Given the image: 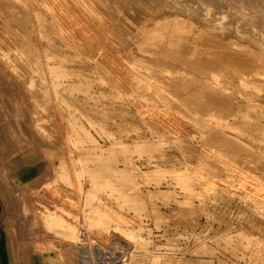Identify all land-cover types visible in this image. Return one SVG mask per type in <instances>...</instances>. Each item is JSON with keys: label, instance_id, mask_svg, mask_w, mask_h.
<instances>
[{"label": "rangeland", "instance_id": "rangeland-1", "mask_svg": "<svg viewBox=\"0 0 264 264\" xmlns=\"http://www.w3.org/2000/svg\"><path fill=\"white\" fill-rule=\"evenodd\" d=\"M165 1L7 0L0 264H264V74L239 83L166 58L140 31L203 14ZM242 1L206 14L207 32L260 52L264 13ZM197 81L251 99L245 116L199 112L177 88Z\"/></svg>", "mask_w": 264, "mask_h": 264}, {"label": "bare ground", "instance_id": "bare-ground-1", "mask_svg": "<svg viewBox=\"0 0 264 264\" xmlns=\"http://www.w3.org/2000/svg\"><path fill=\"white\" fill-rule=\"evenodd\" d=\"M225 1L226 0H166L164 3H169V7L171 10H173V11L180 10L184 13L185 12L190 13V14H192V16L194 14L196 16H198V14L200 16L203 14V16L200 17V18H202V20H197L196 23H194L195 21L193 23L192 22L187 23V21L182 19L183 18L182 16H181V18H178L179 15L178 16L175 15L176 17L174 19H172L173 18L172 17L171 21H165V24L163 23V25H165V27L163 29H161L160 32L157 31L158 30L157 28H159V26L157 28L154 27L156 29V31L159 33V35H158V33L156 32L158 36L156 34H154L155 35V37H154L153 31H155V30H152V31L148 30L149 25L148 26L146 25L148 28L140 31V35H142L141 36L142 39H143V37L151 38V42L153 44L158 45L161 49V52L164 55L168 56V57L165 56L166 58H170L171 60L180 62L182 65L188 66L189 69L194 74L195 73L200 74L199 69L208 67V69H204V72H208L209 70H215V71L216 70H222V72L226 73L224 78H226V79H237L239 81V83H244V82L248 81L249 79L254 80V79L259 78V80H260V77L264 74V22L263 23L258 22L256 24L254 23L255 25H254V29H253V33H255L256 35L255 34L254 35L257 37L256 43L259 45L260 49L259 48L258 49L260 50V52L254 51V50H249L247 48V46L240 40L222 39L218 34H215L214 32H207L208 29H210L209 25H210L211 19L206 14H208V15L213 14L215 16H217V15L221 16V14H222L221 9H223L226 6ZM254 1H255V4L257 5L256 6L258 8L257 10L264 13V0H254ZM254 1L252 0V2H254ZM63 2H65V1H63ZM230 2L232 4L233 3L236 4L239 2V5H240V3H242V7H243V1L242 0H230ZM246 2H247V0L246 1L244 0V3H246ZM57 3L59 4L60 2H57ZM71 3H72V1H71ZM202 3H204V4L202 5ZM214 4L218 8V11L217 10L213 11V9L211 8L214 6ZM250 4L252 5L251 1L249 2V5ZM244 6H245V4H244ZM242 7H241V9H242ZM217 8H214V9H217ZM229 8H231V7H229ZM239 8H240V6L238 7V9ZM245 8H247V6H245ZM233 9H235V8H233ZM238 9L236 8L237 14H238V12H237ZM8 10H10L11 15H14L15 8L12 7L7 2V0H0V14H7L6 12H8ZM224 10H226V9H224ZM244 10L249 11L248 9H244ZM226 11H228V10H226ZM226 11H225V14L227 15ZM246 11L241 10L240 13L242 12V14H240V15H243V12L246 13ZM229 12L230 11H228V13ZM232 12H234V11L232 10ZM124 15H125V13H124ZM204 15H206V16H204ZM243 16H242V18L246 17V16H244V17ZM247 16H249V15H247ZM249 18H251V17H249ZM222 19H223V16H222ZM129 20H130V18H129ZM189 21H190V19H189ZM219 21H222V20L219 19ZM241 21H243V19ZM250 21H251V19H250ZM156 22L158 23V21H156ZM156 22H154V24ZM159 22L161 23V20ZM248 23L251 24V22H247L246 24H248ZM227 24H228V22H227ZM241 24H242V22H241ZM248 27H249V25H248ZM251 28L249 31H252ZM137 29H138V27H137ZM137 34H138V32H137ZM145 38H144V40H145ZM142 39H141V41L143 42L144 40H142ZM141 41H140V43H141ZM157 50H158V48H157ZM207 55H211V56H207ZM151 56H152V54H151ZM159 57H161V56H159ZM136 72H138V71H136ZM195 75H197V74H195ZM204 76H206V75H204ZM169 77H171V76L169 75ZM179 78L180 77L177 76V74H176V77H172L171 79H179ZM262 79H263V77H262ZM214 83L218 87H215L212 85H210V86H212V87H210L207 84H204L200 81L198 83H195L193 85V87L180 85L177 88L179 90V93H181L182 96L185 99L187 98L191 103H193L192 100H194L197 96H199L201 98L200 100H198L197 104L194 103L197 106V110L199 112H210L211 111V112H215V113H220L222 115V117H224L226 119L233 118L234 122L237 121L239 116H245V114H246L245 109H246V107H248L251 104L252 100L251 99H243V100L239 101L238 103L233 104L232 98H229V97L222 98L219 95L220 94L219 91L223 92L221 90H222V88L224 90L226 86L224 87V86L220 85L219 81H215ZM190 88H193L195 91L188 92ZM195 92L197 94H195ZM262 102L264 103V97H262ZM260 106H263V105H260ZM263 120L264 119H262V121ZM217 124H216L217 126L211 127V129H213L214 132H219L218 130H220V129L223 131L226 129L225 124H222L221 122H218ZM212 137H213L214 141H219V140L222 141L218 135H213Z\"/></svg>", "mask_w": 264, "mask_h": 264}]
</instances>
